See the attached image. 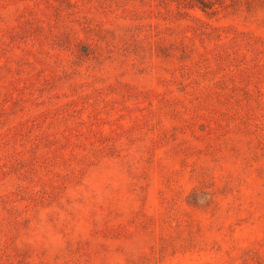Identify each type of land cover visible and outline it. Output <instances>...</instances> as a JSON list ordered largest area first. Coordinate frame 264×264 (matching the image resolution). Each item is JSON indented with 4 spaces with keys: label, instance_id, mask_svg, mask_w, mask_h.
I'll return each mask as SVG.
<instances>
[{
    "label": "rangeland",
    "instance_id": "rangeland-1",
    "mask_svg": "<svg viewBox=\"0 0 264 264\" xmlns=\"http://www.w3.org/2000/svg\"><path fill=\"white\" fill-rule=\"evenodd\" d=\"M0 264H264V0H0Z\"/></svg>",
    "mask_w": 264,
    "mask_h": 264
}]
</instances>
